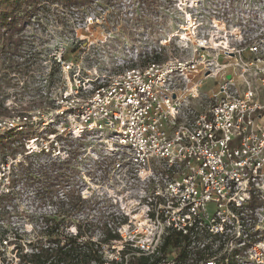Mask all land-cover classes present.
Instances as JSON below:
<instances>
[{"label":"built area","instance_id":"1","mask_svg":"<svg viewBox=\"0 0 264 264\" xmlns=\"http://www.w3.org/2000/svg\"><path fill=\"white\" fill-rule=\"evenodd\" d=\"M94 1L71 7V47L30 96L43 106L0 117V132L23 134L0 149V264H36L64 236L88 264H264V0L177 14ZM58 166L122 179L130 207L92 224L86 204L16 202Z\"/></svg>","mask_w":264,"mask_h":264},{"label":"rangeland","instance_id":"2","mask_svg":"<svg viewBox=\"0 0 264 264\" xmlns=\"http://www.w3.org/2000/svg\"><path fill=\"white\" fill-rule=\"evenodd\" d=\"M101 2L104 6L119 2V0H95ZM123 1V0H121ZM152 1L149 3L159 4L166 11L171 9L170 13L177 14L179 11H189L195 6L192 0H146ZM202 5L219 4L221 0H201ZM36 11L39 18L33 19V14L29 16V22L23 27L20 32L15 34V38L19 39V45H13L5 52L0 53V117L8 115V112L14 110H33L35 107L43 106V100L38 96L33 99L30 96L36 95L39 84L38 78L47 76L51 68V59L53 53L60 47L70 43V31L75 26L74 13L71 7L62 6L61 4H42ZM86 4H80L84 6ZM123 6L122 3L119 4ZM103 6V7H104ZM128 7V5H126ZM100 7V6H99ZM98 7V8H99ZM203 6H201L202 8ZM150 11V9H149ZM35 14V13H34ZM165 14V13H164ZM35 21V22H34ZM68 21L71 24H68ZM2 41H0V51H2ZM54 67V66H52ZM215 84L214 78H209L205 81L204 88H210ZM57 119V118H56ZM57 121V120H56ZM25 132L24 134H26ZM28 134V133H27ZM5 136L0 132V136ZM21 133H10L11 138L21 137ZM0 139V149L5 150L6 146L12 141ZM3 140V142H2ZM8 149V148H7ZM18 149V148H17ZM21 147L18 149L20 150ZM18 150H9V155L16 153ZM84 171V170H83ZM86 172V171H84ZM57 174V173H55ZM87 174V173H86ZM122 179L108 180L107 178H94L87 174L80 180L77 179L76 189L86 193L88 201L87 206L97 209V212H85L82 220L95 224L96 222H105L115 218V214H125V211L130 207L131 197L128 196L127 184ZM79 184V186H77ZM46 190L40 184H33L29 179H25L24 183L17 190V203L34 204L36 206H44L49 204H57L59 197H62V190L58 191V197H45ZM66 205V204H65ZM70 205V204H67ZM75 219V218H74ZM77 219H75L76 221ZM94 225L85 227L86 229H94Z\"/></svg>","mask_w":264,"mask_h":264},{"label":"trees","instance_id":"3","mask_svg":"<svg viewBox=\"0 0 264 264\" xmlns=\"http://www.w3.org/2000/svg\"><path fill=\"white\" fill-rule=\"evenodd\" d=\"M94 0H0V41H2L1 52H5L8 48L13 45H19L21 41L15 38V34L20 32L23 27L29 22L30 14H36L37 9L42 4H61L62 6H72L87 4ZM39 10V9H38ZM15 131L5 132V136H0V139H5L7 137L6 143L12 140H17V138H11L10 133ZM3 142V140H2ZM53 170H58L57 174L43 173L41 176L28 178L33 184H40L46 190L45 197L53 198V196L58 197V191H62V197H59V202L57 204L65 205L70 204L72 206L85 205L88 199L83 198L81 193L75 188L77 180L73 173H70L69 167L58 166L53 167ZM59 226V225H58ZM58 226L54 225L50 229L49 234L54 235ZM82 235L81 226L78 225V235ZM57 248H54L53 252L48 249H43L39 254L32 257V261L36 264H61V262H69L70 264H88L90 262L89 258H86L83 247L78 244L74 236H64V241L62 239L58 240ZM62 243V244H61ZM53 256H55L53 258Z\"/></svg>","mask_w":264,"mask_h":264}]
</instances>
